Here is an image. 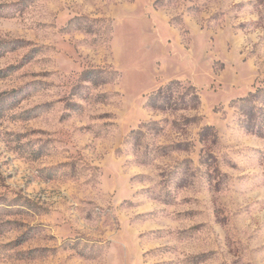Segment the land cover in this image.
I'll return each instance as SVG.
<instances>
[{
    "label": "rangeland",
    "instance_id": "rangeland-1",
    "mask_svg": "<svg viewBox=\"0 0 264 264\" xmlns=\"http://www.w3.org/2000/svg\"><path fill=\"white\" fill-rule=\"evenodd\" d=\"M0 264H264V0H0Z\"/></svg>",
    "mask_w": 264,
    "mask_h": 264
},
{
    "label": "trees",
    "instance_id": "trees-1",
    "mask_svg": "<svg viewBox=\"0 0 264 264\" xmlns=\"http://www.w3.org/2000/svg\"><path fill=\"white\" fill-rule=\"evenodd\" d=\"M168 105H158L159 107H156L155 100L152 102L151 107L158 110H171L174 105H171V103H167Z\"/></svg>",
    "mask_w": 264,
    "mask_h": 264
}]
</instances>
